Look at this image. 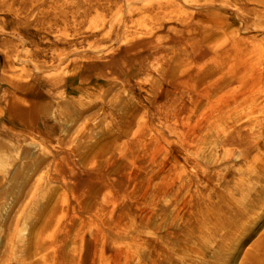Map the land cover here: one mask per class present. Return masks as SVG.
I'll use <instances>...</instances> for the list:
<instances>
[{
  "label": "rangeland",
  "instance_id": "1",
  "mask_svg": "<svg viewBox=\"0 0 264 264\" xmlns=\"http://www.w3.org/2000/svg\"><path fill=\"white\" fill-rule=\"evenodd\" d=\"M199 1L0 0V264H46L38 253L42 239L36 238L44 217L55 200L64 197V201H70L96 169L94 155L100 153L112 133L115 122L111 119L133 117L134 126L148 101L144 97L148 85L143 83L141 88L139 82L148 70L151 51H141V63L131 65L126 76L101 64L92 68L93 63L109 58L110 52L123 44L125 34L117 37L112 32L119 29L121 20L133 31L143 23L159 26L167 20L175 23L179 17L196 19L194 11L216 17V31L239 33L251 49V71L236 88L247 85L251 97H255L256 88L262 86L260 103L264 105V12L245 15L231 4L232 0L213 7L196 3ZM257 1L250 0L249 4L262 7ZM157 32L153 38L159 42L162 37ZM194 40L199 38L194 36L186 42ZM185 44H166V54H173L168 71L182 68L176 57L184 54L180 48ZM164 86L165 79L160 78L158 90L148 93L152 100L159 98ZM56 161L57 170L53 171ZM203 164L182 155L178 162L166 163L161 157L153 161V192L148 199L155 205V215L149 223V236L153 234L160 247L169 251L158 264H224L223 257L235 248L234 240H229V247L225 245L224 233L236 221H222V229L210 232L200 226L204 229L200 234L187 227L186 214L191 213L188 220L196 223L198 219L192 217H210L213 213L204 203L214 201V191L205 190L207 182L199 185L198 179L204 174L214 175L220 167ZM184 174L193 182L188 191L198 194L202 204L190 209L186 202L189 194L184 190V217H177L181 196L173 193L171 183ZM235 204L244 205L239 201ZM203 221L202 226L207 222L205 218ZM167 228L177 233L166 235ZM208 234L211 238L205 236ZM259 235H264V220L252 230L241 252ZM239 256L235 264L240 263L242 254ZM112 262L109 256L103 260L104 264Z\"/></svg>",
  "mask_w": 264,
  "mask_h": 264
},
{
  "label": "bare ground",
  "instance_id": "2",
  "mask_svg": "<svg viewBox=\"0 0 264 264\" xmlns=\"http://www.w3.org/2000/svg\"><path fill=\"white\" fill-rule=\"evenodd\" d=\"M226 1L196 3L213 7L224 6ZM257 2L262 7L249 4L250 0H232L231 4L245 15L264 12V0ZM192 16L196 19L179 17L175 23L167 20L159 26L143 23L133 31L126 29V21L121 20L119 29L112 32L117 37L125 34L123 44L114 48L109 58L92 64L93 70L101 64L126 76L131 65L141 63V51H151L140 87L144 88L145 83L146 91L154 93L160 78L165 79V86L160 88L157 99L144 94L148 101L134 126L133 117L111 119L115 122L112 133L100 153L94 155L96 169L70 201H64V197L55 200L36 237L42 239L38 253L46 264H104L107 256L114 259L111 264H158L169 251L160 247L153 234L149 236V223L155 215V205L148 199L153 192L152 166L156 157L167 163L178 162L179 155L201 161L206 167H220L214 175L204 174L198 179L199 185L207 182L205 190L214 191V201L204 203L212 207V216L206 214L207 222L202 226L203 214L202 218L192 217L198 219L196 223L188 220L191 213L186 214L188 229L200 234L204 232L200 226L210 232L222 229V221H236L224 233L227 247L229 240L235 242V248L223 257L224 264H235L241 254L239 264H264V235L241 252L252 230L264 220L263 87L256 88L255 97H251V87L247 85L236 88L252 68L246 38L239 33L216 31V17L205 12L194 11ZM246 22L244 16L243 23ZM155 32L162 37L159 42L154 41ZM194 36L199 40L186 42ZM178 41L186 43L180 48L184 54L176 57L182 68L168 71L173 54H166V44ZM261 76L259 72L257 78ZM170 93L173 95L165 110ZM51 169L57 170V161ZM192 185L187 174L171 183L173 193L181 196V206L175 210L177 217L184 211V190L189 194L186 202L190 209L202 204L198 194L189 192ZM237 201L244 205L238 207ZM169 229L164 230L166 235L175 233ZM205 236L211 238L209 234Z\"/></svg>",
  "mask_w": 264,
  "mask_h": 264
}]
</instances>
